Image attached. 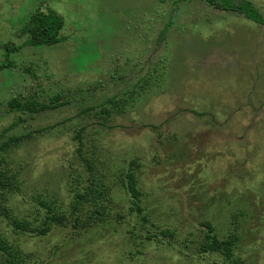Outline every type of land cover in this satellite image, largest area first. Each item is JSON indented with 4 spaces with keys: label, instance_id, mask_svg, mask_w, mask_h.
I'll return each mask as SVG.
<instances>
[{
    "label": "rangeland",
    "instance_id": "1",
    "mask_svg": "<svg viewBox=\"0 0 264 264\" xmlns=\"http://www.w3.org/2000/svg\"><path fill=\"white\" fill-rule=\"evenodd\" d=\"M245 1L264 15V0ZM49 10L66 42L25 47L32 16ZM6 49L0 146L30 135L0 152L20 184L9 207L32 220L46 201L68 222L42 237L0 220L1 235L38 264H264V26L200 0H0V64ZM58 95L70 104L9 111L15 97ZM132 168L146 222L126 188ZM91 181L85 213L100 221L75 228L70 205ZM207 222L236 237L234 258L201 252Z\"/></svg>",
    "mask_w": 264,
    "mask_h": 264
},
{
    "label": "trees",
    "instance_id": "2",
    "mask_svg": "<svg viewBox=\"0 0 264 264\" xmlns=\"http://www.w3.org/2000/svg\"><path fill=\"white\" fill-rule=\"evenodd\" d=\"M189 1V0H185ZM205 2L208 6L219 10L221 12L233 13L238 16H242L247 20L264 26V15L249 1H235V0H200ZM26 25H27V21ZM64 19L56 12L49 10L48 13L38 12L32 16L31 25L24 29V33L30 35L29 40L25 43V47H52L58 44L66 42V38L61 36V32L64 28ZM7 50L5 61L0 64V75L4 71L12 70L15 68V64L10 60L11 53L14 51ZM112 107H120V103L114 99L110 101ZM69 101L61 102V97L58 95L54 97L49 105L39 104L34 97L24 98V96L15 97L9 100L8 107L9 111L18 112L22 114H38L47 110H55L69 105ZM89 110L83 111L87 113ZM101 115L110 117L112 110L107 106H103ZM17 123L11 125L9 130L14 129ZM83 132L78 133L77 139L80 141L79 153H82V140ZM30 138V135H24L20 137H12L6 145L0 146V152L10 150L12 147H18L23 141ZM81 161L84 162L89 172H94L96 169L91 165L88 158H84L80 155ZM1 162V161H0ZM7 165V163H4ZM0 166V220L7 223L8 227L12 229L13 234L20 236H42L46 237L54 227L62 226L65 227L68 222V217L64 214L57 213L56 209L46 201H41L40 206L43 209L41 213L38 212L35 219H26L25 217L17 216L13 208L9 207V202L18 193V176L12 175L8 170L7 166ZM134 162L132 163V167ZM7 168V169H6ZM127 184L126 188L131 198L133 199L134 210L136 213L141 215L143 221H147V215H145L144 208L141 204V194L137 186V179L134 174L133 168L126 175ZM93 188L89 185L84 192H79L75 195V201L70 205V212L74 216L75 228L78 226L92 227L100 221L101 212L95 209L93 213H85L87 211L88 204L90 202L91 193L97 192L95 189L96 185L91 181L90 183ZM97 208V207H96ZM88 216H87V215ZM206 229V236L204 242L201 245V252L204 254H220L226 259L234 258V250L236 248V237H232L226 240H221L215 232V228L209 222L204 224ZM161 235L164 238H171L173 233L171 230L161 231ZM32 259L31 256L26 255L24 250L17 244L13 243L8 237L0 234V264H38L35 261L40 260ZM34 261V262H33Z\"/></svg>",
    "mask_w": 264,
    "mask_h": 264
}]
</instances>
